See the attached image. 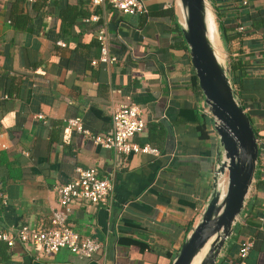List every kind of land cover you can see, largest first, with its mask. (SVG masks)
<instances>
[{
	"label": "crops",
	"instance_id": "0c3cea01",
	"mask_svg": "<svg viewBox=\"0 0 264 264\" xmlns=\"http://www.w3.org/2000/svg\"><path fill=\"white\" fill-rule=\"evenodd\" d=\"M143 1L146 13L131 15L86 0H0V229L47 226L54 188L74 167H93L112 186L105 207L77 201L68 217L79 236L101 244L91 258L0 242V264H169L198 220L220 152L214 122L202 112L178 1ZM208 2L216 30L218 21L224 28L216 32L232 66L230 84L255 138H264V0ZM92 15L97 20L86 21ZM99 27L117 59L112 64H90ZM127 103L139 106L145 123L133 141L157 148L158 156L116 153L64 126L78 117L93 133H108L113 109ZM246 238V264H264L259 164L214 264H236Z\"/></svg>",
	"mask_w": 264,
	"mask_h": 264
},
{
	"label": "water",
	"instance_id": "95a60500",
	"mask_svg": "<svg viewBox=\"0 0 264 264\" xmlns=\"http://www.w3.org/2000/svg\"><path fill=\"white\" fill-rule=\"evenodd\" d=\"M177 1L183 12L181 35L197 85L216 121L220 152L207 201L169 264H190L206 244L198 264H214L242 211L254 173L257 145L249 118L230 84L227 67L214 52L208 34V0ZM221 176H225L223 188L218 184Z\"/></svg>",
	"mask_w": 264,
	"mask_h": 264
},
{
	"label": "built area",
	"instance_id": "2783aa9c",
	"mask_svg": "<svg viewBox=\"0 0 264 264\" xmlns=\"http://www.w3.org/2000/svg\"><path fill=\"white\" fill-rule=\"evenodd\" d=\"M31 1V0H28ZM91 6H109L120 13L142 14L146 13L143 0H86ZM245 5L247 0H239ZM97 16L92 15L86 21H96ZM242 31V26L236 27ZM98 55L90 60L91 65L97 63L112 64L117 61L107 47L108 35L104 27H99L95 33ZM264 50V46H262ZM202 112L209 116L214 124L215 118L208 107ZM41 119L40 114L36 115ZM144 120L141 110L135 103L121 104L111 113V130L108 133H93L82 125L80 118L68 117L64 121L66 129L78 134L82 139L88 140L102 148L112 149L123 155L149 154L158 156L157 148L147 144H138L133 137L139 135L144 129ZM257 158L255 165L259 164L264 171V138L256 139ZM74 175L65 183L55 186L56 206L51 210L47 226L34 224H21L15 227L0 229V242L11 247L15 242L38 248L42 253H55L65 249L69 253L82 258H91L100 248L101 244L88 236H79L73 229L68 217L73 205L77 201L88 202L93 206L105 207L109 201L112 186L109 177H99L93 167H74ZM260 219V218H259ZM252 247V240L244 239L237 247V263L246 264V257Z\"/></svg>",
	"mask_w": 264,
	"mask_h": 264
},
{
	"label": "bare ground",
	"instance_id": "6f19581e",
	"mask_svg": "<svg viewBox=\"0 0 264 264\" xmlns=\"http://www.w3.org/2000/svg\"><path fill=\"white\" fill-rule=\"evenodd\" d=\"M206 8H207V18H208V34L210 36L211 41L213 42V32H214L215 23H214L213 14H212V11H211L209 5L206 4ZM215 33H216L215 37H216V40L218 42L216 27H215ZM213 47H214L215 54H216V51L218 53V56L216 54L218 60L221 61L222 54H221V50H220V53H219V45H217V48H215L214 45H213ZM218 184L220 185L221 188H223L224 187V179L223 178L221 179V177H220V179L218 181ZM206 248H207V244L196 253V255L192 258L190 264H198L200 259L205 254Z\"/></svg>",
	"mask_w": 264,
	"mask_h": 264
},
{
	"label": "trees",
	"instance_id": "16d2710c",
	"mask_svg": "<svg viewBox=\"0 0 264 264\" xmlns=\"http://www.w3.org/2000/svg\"><path fill=\"white\" fill-rule=\"evenodd\" d=\"M215 16H216V18H217V14L215 13ZM217 22V21H216ZM217 30L219 31H224V28H223V25H222V23H220V21H218L217 22ZM223 38V37H222ZM231 69H232V66L228 63V66H227V71L228 72H230L231 71ZM0 159H1V157H0ZM0 162H1V160H0ZM123 240H126L125 242L123 241ZM118 242L119 243H123L124 242V244H129V245H133V244H135V245H138L140 248H144V244L143 243H141V242H138L136 239H132V238H125V239H123V238H119L118 239Z\"/></svg>",
	"mask_w": 264,
	"mask_h": 264
},
{
	"label": "rangeland",
	"instance_id": "374dc122",
	"mask_svg": "<svg viewBox=\"0 0 264 264\" xmlns=\"http://www.w3.org/2000/svg\"><path fill=\"white\" fill-rule=\"evenodd\" d=\"M208 4H209V2H208ZM216 31H217V30H216ZM217 39H218V37H217ZM218 45H219V53H220V50H221V54H222L221 62H222V64L226 65V64H225V61H224V52H223V50H222V48H221V45H220L219 40H218ZM214 46H215V48H217V45H216V44H215ZM216 54H217V56H218L217 51H216ZM222 178L225 180V176H221V179H222Z\"/></svg>",
	"mask_w": 264,
	"mask_h": 264
}]
</instances>
